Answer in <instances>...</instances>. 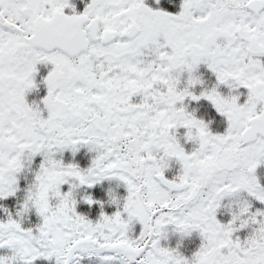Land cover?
Returning <instances> with one entry per match:
<instances>
[{
	"label": "snow or ice",
	"instance_id": "obj_1",
	"mask_svg": "<svg viewBox=\"0 0 264 264\" xmlns=\"http://www.w3.org/2000/svg\"><path fill=\"white\" fill-rule=\"evenodd\" d=\"M0 264H264V0H0Z\"/></svg>",
	"mask_w": 264,
	"mask_h": 264
}]
</instances>
